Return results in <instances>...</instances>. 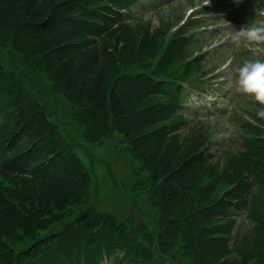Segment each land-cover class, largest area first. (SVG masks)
<instances>
[{
    "label": "trees",
    "instance_id": "1",
    "mask_svg": "<svg viewBox=\"0 0 264 264\" xmlns=\"http://www.w3.org/2000/svg\"><path fill=\"white\" fill-rule=\"evenodd\" d=\"M154 1L0 0V264H264V119L245 148L208 150L184 84L202 57H187L190 26L136 18ZM75 125L119 133L147 174L139 224L94 205L68 219L92 198Z\"/></svg>",
    "mask_w": 264,
    "mask_h": 264
},
{
    "label": "rangeland",
    "instance_id": "2",
    "mask_svg": "<svg viewBox=\"0 0 264 264\" xmlns=\"http://www.w3.org/2000/svg\"><path fill=\"white\" fill-rule=\"evenodd\" d=\"M248 1L243 0V2ZM252 2L255 5L256 0ZM243 5L247 6L246 4ZM258 5L260 9L264 10V0H258ZM203 6L215 12L209 15H202L206 11L204 13L199 12L198 16H196L199 18L193 19L192 14H194V11ZM133 12L136 15L138 14L136 16L137 19L142 17L143 20L149 22L152 26L159 25L161 21L165 27H169L167 30H170L171 27L173 29L180 22L183 23L187 18H190V20L186 21L185 27L190 26L191 28L196 22L205 21L204 23H208L210 21V30H207L208 27H204L201 29L202 31H196L191 34L192 39L194 38L195 40L189 46L187 57L198 54V56L202 57V65L200 70H191L186 83L195 88H207L221 96L228 97L227 99H219L218 103L221 108H227V110L217 114V116L213 115L206 119L207 117L204 116L214 110V102L216 100V97L210 96L207 99L208 102L201 103L204 111H199V116L204 118H197V121H189L187 126L192 123L194 127L210 131L208 150L214 154L217 151L221 152L223 149L233 153L240 148H245L244 140L248 136V133L245 132V124L248 122L255 123V117H252V115L261 106L253 96L235 91L237 80L235 70L246 61L264 60L263 54L252 51L253 49L258 50L257 47L250 49L246 47L243 41L248 42L250 45H258L263 49L264 43L256 44L245 39L233 42L232 36L242 26L250 27L255 25L264 27V19L258 14L257 16L255 14L254 16L251 15V11L246 12L242 6L237 5L235 0H210L209 4H206V0H155L147 5L139 2L135 5ZM218 32H222V36H217ZM207 33L208 35L214 34V37L211 38L209 36L206 38ZM202 50L204 52L199 53ZM230 56H232L233 63L228 65L227 59ZM183 66L184 63L179 65V67ZM29 79L31 77L25 78L26 81ZM189 89L191 88H187V90ZM35 92L40 96L45 94L44 91L37 88H35ZM45 96L53 104L52 108L62 114L57 101L64 99L60 96V99L46 94ZM212 105L213 107L211 108ZM58 117L62 118V115H58ZM242 124L245 127H243V133L239 135L237 128L235 132L233 130L237 126L238 130L241 131ZM75 128L76 130L74 129L71 133V139L75 145L76 153L83 160L92 176V198L89 199L91 201H88L87 204L73 208L68 219H77L89 205H94L99 210L113 213L120 219L133 216L134 222L138 224L143 218V216L138 218L140 211L144 215L152 214L154 207L145 193L146 188L141 187V183L146 181L147 174L143 172L137 173L139 164L125 144L121 142L122 136L116 132L101 142L87 141L80 134V128L77 125H75ZM124 196L127 197L126 200ZM133 200H135L134 203L132 202ZM138 208H140V211ZM242 221L243 218L241 219ZM164 264H189V260L178 254L177 259L164 260Z\"/></svg>",
    "mask_w": 264,
    "mask_h": 264
},
{
    "label": "clouds",
    "instance_id": "3",
    "mask_svg": "<svg viewBox=\"0 0 264 264\" xmlns=\"http://www.w3.org/2000/svg\"><path fill=\"white\" fill-rule=\"evenodd\" d=\"M235 2L239 5L243 0H235ZM209 3L210 0H206V4ZM257 3L258 0H256L253 6V11L256 14L264 15V10L256 7ZM241 39L256 44L264 43V27H257L255 25L250 27L242 26L232 36L233 42H239ZM235 71L237 73L235 91L253 96L261 105L256 114L261 119H264V60L256 59L254 61H246Z\"/></svg>",
    "mask_w": 264,
    "mask_h": 264
}]
</instances>
